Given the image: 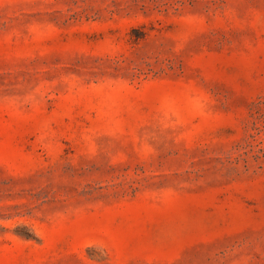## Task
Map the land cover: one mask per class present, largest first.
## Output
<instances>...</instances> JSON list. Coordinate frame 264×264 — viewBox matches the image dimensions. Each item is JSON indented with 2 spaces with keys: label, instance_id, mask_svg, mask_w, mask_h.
Wrapping results in <instances>:
<instances>
[{
  "label": "rangeland",
  "instance_id": "1",
  "mask_svg": "<svg viewBox=\"0 0 264 264\" xmlns=\"http://www.w3.org/2000/svg\"><path fill=\"white\" fill-rule=\"evenodd\" d=\"M0 264H264V0H0Z\"/></svg>",
  "mask_w": 264,
  "mask_h": 264
}]
</instances>
